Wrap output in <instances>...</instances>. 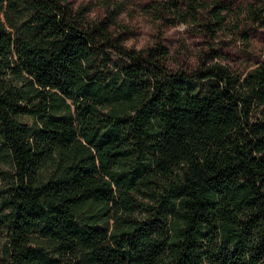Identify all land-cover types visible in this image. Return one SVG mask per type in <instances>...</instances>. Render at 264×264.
<instances>
[{"label": "trees", "instance_id": "1", "mask_svg": "<svg viewBox=\"0 0 264 264\" xmlns=\"http://www.w3.org/2000/svg\"><path fill=\"white\" fill-rule=\"evenodd\" d=\"M134 4L210 42L264 26V0ZM122 7L0 0V264H264V40L242 75L173 72Z\"/></svg>", "mask_w": 264, "mask_h": 264}, {"label": "rangeland", "instance_id": "2", "mask_svg": "<svg viewBox=\"0 0 264 264\" xmlns=\"http://www.w3.org/2000/svg\"><path fill=\"white\" fill-rule=\"evenodd\" d=\"M64 1L73 7L86 6L85 14L88 19H101L106 15V0ZM121 1L123 7L117 13L115 24L110 25V29L121 35L123 44L128 48H147L160 41L168 50L167 66L173 72H190L202 62L219 61L228 66L234 74L242 75L261 59L264 26L250 29L248 43L232 34H221L215 41L210 42L183 24L169 26L150 19L134 4L144 0ZM1 176L0 174V186L3 184ZM136 216L143 217L145 212L140 210L136 212ZM4 239L5 234L0 232V246Z\"/></svg>", "mask_w": 264, "mask_h": 264}]
</instances>
